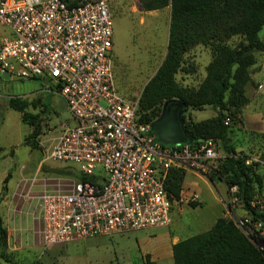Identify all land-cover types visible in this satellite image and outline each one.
<instances>
[{
  "label": "built area",
  "instance_id": "built-area-1",
  "mask_svg": "<svg viewBox=\"0 0 264 264\" xmlns=\"http://www.w3.org/2000/svg\"><path fill=\"white\" fill-rule=\"evenodd\" d=\"M112 2L0 0V72L39 81L40 93L60 97L73 121L48 158L76 164L78 179L61 178L56 188L46 185L26 196L37 210L45 247L169 227L170 170L206 177L211 164L226 158L214 139L196 146L160 142L151 125L140 121L139 103L119 93L111 55ZM229 192L227 216L241 210L235 226L260 240L264 221L254 217H264V195L245 207L237 185ZM192 199L198 202L200 195Z\"/></svg>",
  "mask_w": 264,
  "mask_h": 264
},
{
  "label": "trees",
  "instance_id": "trees-1",
  "mask_svg": "<svg viewBox=\"0 0 264 264\" xmlns=\"http://www.w3.org/2000/svg\"><path fill=\"white\" fill-rule=\"evenodd\" d=\"M143 10L152 12L171 7L169 43L167 55L157 74L147 84L139 102L145 124L152 125L160 118L167 101L179 105L184 125L186 143L199 145L204 140L215 139L225 154L220 173L228 186L237 185L245 207L255 194L254 184L261 188V179L254 175L253 167L246 166V158L237 153L231 140L235 129L240 130L239 115L247 104L246 87L251 81V68L257 64L256 54L264 52L260 33L264 29V0H141ZM239 37L236 46L229 42ZM203 46L211 52L212 61L206 71V79L197 92L177 82L179 73L190 74L186 67L189 52ZM1 80V78H0ZM167 106V107H168ZM207 106L216 111V117L203 122H188L185 112ZM9 107L22 114L23 122L32 132L26 137V145L38 149L43 131V118L49 110L30 114L36 102L10 99ZM142 117V118H143ZM152 118V119H151ZM230 123L226 124V119ZM191 119V118H190ZM236 131V130H235ZM251 143H264V137L250 135ZM186 172L171 169L166 189L171 202H179ZM10 175L4 181L0 203L7 195ZM195 207L196 205L193 204ZM263 216H255L254 220ZM255 236L246 237L234 222L220 217L208 231L201 232L173 247L175 264H264V251L256 246ZM264 244V236L260 237ZM8 246V232L0 216V264ZM5 250V251H4ZM145 264H153L149 261Z\"/></svg>",
  "mask_w": 264,
  "mask_h": 264
},
{
  "label": "rangeland",
  "instance_id": "rangeland-1",
  "mask_svg": "<svg viewBox=\"0 0 264 264\" xmlns=\"http://www.w3.org/2000/svg\"><path fill=\"white\" fill-rule=\"evenodd\" d=\"M111 12L114 21L113 50L111 55L114 62L116 85L123 97L139 103L145 87L157 74L167 55L171 7L162 9V11L147 12L143 10L141 0H113ZM241 41V38L236 37L229 42V46H236ZM210 61V50L206 48L205 54L198 58V54L192 49L186 56V67L191 72L190 74L179 73L176 77L177 82L182 86H187L191 92H197L203 78L207 75L206 69ZM36 86L34 82L28 80L23 82L18 79H11L10 81H4L3 85H0V93L2 96H9L21 101L28 97L27 101L33 103L36 98L35 96L32 97L31 94L37 91L38 88ZM44 101L45 106L40 108V112L32 107L27 111L30 114H37V112L41 113L45 109L49 110L48 114L43 118V131L39 139V147L35 150L31 149L33 150L32 152L30 150L20 152V150L18 156L26 159L27 165L33 162L30 165V178L34 179L38 176L43 179V184H48V188L54 189L60 183L59 180L61 178H66L68 181L78 179L77 170L75 169L77 167L76 164H66L48 158L54 141L60 136L64 128L73 125V121L60 97L45 94ZM215 114L216 111L210 106L190 109L189 112H185V120L192 123L201 122L212 118ZM143 116L144 113L141 112L138 106V117L145 121L146 119ZM240 130L243 131V129ZM241 131L234 130V133L231 134V140L237 153L247 159L246 166L253 167L254 175L257 179H261V188L258 184H254L255 194L253 198H255L264 195V143H251L250 141L247 146L246 142L248 143V140ZM220 152L222 151L220 150ZM222 155L225 154L222 152ZM40 161H44L43 173L37 172V166ZM224 161L222 159L211 164V171L206 177L195 175L188 169L185 170L186 178L182 188L181 200L172 203V222L168 228L169 230H173L181 236L192 237L208 231L220 216V211L221 213L224 212V214L227 213L226 208L229 206L230 199L229 186L220 173V164ZM193 195H200V200L198 202L193 201ZM220 195L223 198L222 204L227 206L226 208L224 206L223 210H219ZM193 204L196 206L194 207ZM243 216L244 213L239 210L233 211V219L229 216L226 218L238 224ZM5 219H7L6 215ZM4 226L7 229L10 225L8 222H4ZM244 229H241V231L244 232ZM102 239L101 237L70 244L61 252V260L58 264H116L113 258L114 248H119V246L116 243L112 244V240L109 238ZM124 243L127 245L126 253L135 255L132 246H137L136 240L132 239L131 243L130 241ZM24 246L26 248H23L25 249L22 251L23 256H19L16 259L18 264H37L43 256L40 254L42 251H39L38 255L33 251L25 255L24 253L28 251L26 249L29 248L27 244ZM256 246L264 251L262 241H256ZM43 249H46V247ZM14 259V255L10 256L6 250L3 264H14ZM45 262H47V257L41 261V263ZM137 264L140 263L137 262Z\"/></svg>",
  "mask_w": 264,
  "mask_h": 264
},
{
  "label": "crops",
  "instance_id": "crops-1",
  "mask_svg": "<svg viewBox=\"0 0 264 264\" xmlns=\"http://www.w3.org/2000/svg\"><path fill=\"white\" fill-rule=\"evenodd\" d=\"M260 39L264 42V29L260 33ZM204 48L203 46L194 48V51H196L198 54V58L205 54L206 48ZM256 57L258 61L257 64L251 68V81L246 87L248 102L242 108L239 115L241 120V126L239 129H243V131H239H241V133L244 134L248 140V143L246 142L247 146L251 141L250 135H254L255 137H264V52L257 53ZM206 76L203 78L202 82L206 79ZM3 82L4 81L1 79L0 85H3ZM30 82H34L38 88L35 93L31 94V96H35V102L38 105L36 110L39 111L41 107L45 106V93H40L41 84L39 81L33 80ZM184 87L187 86L184 85ZM10 99L12 98L9 96H2L0 93V194L4 188L5 179L10 175V180L7 184V195L0 203V216L3 219V222H8L10 225V228H7V253L10 256L14 255V262L18 264V261L16 260L17 257L23 256L22 251L25 250L23 248H26V246H24L25 244H27L29 248L26 249L28 251L24 253L25 255H28L30 251H33L36 255H38L39 251H42L40 254L43 256L40 258L37 264H58L61 260V252L65 250L70 244L85 242L91 239L102 237V240H104V238H109L112 240V244L116 243V245L119 246V248H114L113 258L116 264H137V262L140 264H145L148 259L153 264H175L173 247L180 241L187 240L190 237L181 236L177 232L169 230V227H166L167 229L151 228L112 236H101L85 240H77L73 243L55 245L43 249L45 246L43 245L41 236L39 234L40 225L37 220V210L34 204L26 201V196L28 193L36 195L38 192L42 191L46 185L48 187L49 185L43 184V179L39 178L38 176L34 179L30 178V165L33 162L27 165L26 159L18 156V152L20 150V152H23L24 150H30L31 152L33 151L29 146L26 145L25 142L26 137L32 132V130L25 122H23L22 114L9 107ZM25 99L27 100L29 98L25 97L24 100ZM30 108H28L26 112ZM216 114L210 119L215 118ZM28 127L29 129H27ZM43 162L44 161L39 162L37 166V172H42ZM210 183L214 184L213 182ZM219 200V210H223V198L221 195ZM5 215L7 219H5ZM220 217L227 216L224 214V212L221 213L220 211V216L217 219ZM131 238L137 242V246H132V250L135 251V255H128L126 253L127 245L124 242L130 241L131 243ZM45 257H47V262L41 263ZM2 262L4 263V261Z\"/></svg>",
  "mask_w": 264,
  "mask_h": 264
},
{
  "label": "flooded vegetation",
  "instance_id": "flooded-vegetation-1",
  "mask_svg": "<svg viewBox=\"0 0 264 264\" xmlns=\"http://www.w3.org/2000/svg\"><path fill=\"white\" fill-rule=\"evenodd\" d=\"M179 110V105L171 104L166 108L164 115L163 112L161 113V116L163 115V118L158 124V129L164 130L167 128V126H169L170 123L174 124V127H172L174 135L169 136V138L167 139H164L163 143H165L167 140L175 141L177 139H180L182 136L179 135V132L182 131L184 133V125L182 120V116L184 115V113L183 111L179 112ZM154 131L157 134V131Z\"/></svg>",
  "mask_w": 264,
  "mask_h": 264
},
{
  "label": "water",
  "instance_id": "water-1",
  "mask_svg": "<svg viewBox=\"0 0 264 264\" xmlns=\"http://www.w3.org/2000/svg\"><path fill=\"white\" fill-rule=\"evenodd\" d=\"M0 78L3 80V81H10V75L8 73H1L0 72ZM170 102L172 101H167L164 105V109H163V115L165 113V110L167 108V106L170 104ZM163 115L158 118V120H156L153 124H152V129L153 130H156L157 131V136H158V139L160 142L163 143V140L164 139H167L169 138V136H172L174 135V131L172 129V127H174V124L173 123H170L169 126H167L166 129L164 130H160L158 129V124L159 122L162 120L163 118ZM179 135H181L182 137L180 139H177L175 141H171V140H167L164 144H183V143H186L187 139L185 138V134L181 131L179 132Z\"/></svg>",
  "mask_w": 264,
  "mask_h": 264
}]
</instances>
